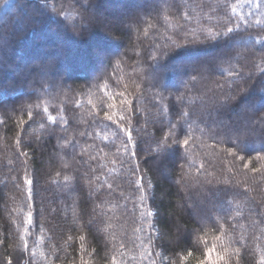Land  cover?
I'll return each instance as SVG.
<instances>
[{
    "label": "trees",
    "instance_id": "obj_1",
    "mask_svg": "<svg viewBox=\"0 0 264 264\" xmlns=\"http://www.w3.org/2000/svg\"><path fill=\"white\" fill-rule=\"evenodd\" d=\"M0 61V264H264V0H0Z\"/></svg>",
    "mask_w": 264,
    "mask_h": 264
},
{
    "label": "snow or ice",
    "instance_id": "obj_2",
    "mask_svg": "<svg viewBox=\"0 0 264 264\" xmlns=\"http://www.w3.org/2000/svg\"><path fill=\"white\" fill-rule=\"evenodd\" d=\"M53 11H55L54 8H53ZM45 13H46V6H45V9L41 11V15H43ZM36 19H37L36 17H27L26 15H22L21 18L18 20V24L25 25V26H29V27H33V26H35ZM83 19L84 18L81 17V20L82 21H83ZM256 23H260V21L257 20ZM237 27H238V25H237ZM233 31H234V28H232V27H226V33L227 34H231ZM222 35H225V33L224 32L215 33L214 35H212L211 38L212 39H216L218 36H222ZM186 46H188V45L187 44H179V43H176L174 45V48L176 50H178V49H181V48L186 47ZM153 59H156V57H153ZM0 63H3V61H0ZM262 71H264V70H262ZM105 88H106V85H105ZM105 94L107 95V92H105ZM121 95H123V94H121ZM123 103L124 104H127L129 102L125 100ZM108 107L109 108H113V107H115V105L114 104H109ZM36 108H39V105H36ZM43 111L46 113L48 111V109L45 107L43 109ZM28 115H29V119L31 120L32 119V113H28ZM104 118L106 120H108V121L115 122L113 115L109 114L107 111L104 113ZM48 119L49 120H53L54 118L51 117V116H49ZM119 119L122 121L124 119V117L121 116ZM64 123L67 124L68 121L65 120ZM128 139L131 140V133L130 132L128 133ZM176 143H177V145H179V141H177ZM188 143H189V141L187 139H185L183 141V144L185 146ZM240 159L243 161L244 160V157L241 156ZM262 159H264V157H262ZM249 163H251V161H249ZM244 167L247 168L248 167V164H245ZM252 171L253 172H259L260 169L253 168ZM65 179L67 180L68 178L65 177ZM26 183L28 185H31L33 183V181L32 180H26ZM28 222L31 223V214H29ZM81 239H83V237ZM215 239L216 240H220V239H222V236H217V237H215ZM25 247H27V246L25 245ZM215 251H216V246L215 245H213L210 248H207V250L204 253V255L207 257V259L201 260L199 262V264H229L228 260H226V258H225L226 253L225 254H219V253H217L216 258L213 259L212 258V253L215 252ZM236 254L237 255L239 254V249L236 250ZM189 255H191V253H189ZM9 264H11V262H9ZM113 264H116L115 259H113Z\"/></svg>",
    "mask_w": 264,
    "mask_h": 264
},
{
    "label": "rangeland",
    "instance_id": "obj_3",
    "mask_svg": "<svg viewBox=\"0 0 264 264\" xmlns=\"http://www.w3.org/2000/svg\"><path fill=\"white\" fill-rule=\"evenodd\" d=\"M152 1H153V0H152ZM100 16H101V15H100ZM108 22H109V23H110V22L113 23V20H112V19H109ZM121 22H122V24H123V20H121L120 23H121ZM99 31H100V32H103V31H101V30H99ZM107 49H109V48H107V47H103V46H102V47L99 46V48H98L99 51L96 52V51L94 50V53H93V54H96V53H97V54H98V53L106 54L105 51H106ZM107 51H108V50H107ZM95 52H96V53H95ZM104 52H105V53H104ZM98 55H99V54H98ZM101 56H102V55H101ZM95 57H97V55H96ZM50 59H53V57H52V56H51V57H48V56L44 57V60H48V61H49ZM39 60H42V59H41V58H38L37 61L40 63L41 61H39ZM39 63H38V64H39ZM35 64H37V63H35ZM33 65H34V64H33ZM87 71H88V70H87ZM87 71H85V72H87ZM82 72H83V71H82V69H81V72H80V73H82Z\"/></svg>",
    "mask_w": 264,
    "mask_h": 264
}]
</instances>
